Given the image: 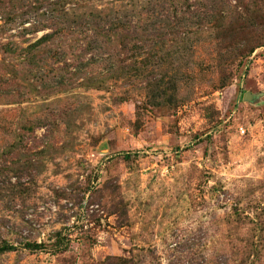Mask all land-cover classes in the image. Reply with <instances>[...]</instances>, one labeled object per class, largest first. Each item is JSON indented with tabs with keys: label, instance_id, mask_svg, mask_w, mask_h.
Returning a JSON list of instances; mask_svg holds the SVG:
<instances>
[{
	"label": "rangeland",
	"instance_id": "1",
	"mask_svg": "<svg viewBox=\"0 0 264 264\" xmlns=\"http://www.w3.org/2000/svg\"><path fill=\"white\" fill-rule=\"evenodd\" d=\"M175 1L0 0V264H264V47ZM94 15L153 37L84 55Z\"/></svg>",
	"mask_w": 264,
	"mask_h": 264
},
{
	"label": "trees",
	"instance_id": "2",
	"mask_svg": "<svg viewBox=\"0 0 264 264\" xmlns=\"http://www.w3.org/2000/svg\"><path fill=\"white\" fill-rule=\"evenodd\" d=\"M180 0H177L173 3L177 4ZM181 3H190L195 0H181ZM203 1L205 4V10L200 12V17L193 22L192 24L194 29V33L198 35H205L204 29L207 24L212 26L214 30H216L219 34L223 36H227L229 40L224 42H229L230 40L238 41L242 43H246L245 47V55L249 57L252 55L257 49L264 47V0H238L237 7H241L243 9V15L238 13L235 8V14L230 18L228 16H221L216 14V5L222 2L223 0H199ZM201 4V3H199ZM95 16V15H94ZM98 16L93 17L91 20L93 24L92 29V37L94 36V40L89 44L87 50H84V55H87L88 49H93V47H101L102 50L106 49L107 45H111L114 49L119 47L120 51L125 52L126 55H130L131 58L134 57L135 50L143 49L147 46L148 42L151 41L152 35V27L146 26L145 29L138 31L136 26H132V23L127 25L125 22L121 24V22L110 23L109 25L104 23L102 24L96 18ZM214 21V22H213ZM61 25H59L55 31L52 33H48L43 35L39 40L30 44L27 48L28 53L32 54V51L41 48V52L45 53L46 49L49 48L50 45H54V42L62 37L61 33ZM204 32V34H203ZM179 32H177L178 34ZM208 33V32H206ZM172 34V32H171ZM191 32H184L182 38L177 36L170 37V43H174L175 41H179L178 45H185L190 42V39L187 38ZM175 35V34H174ZM65 40V38H63ZM119 44V45H118ZM227 46V45H226ZM228 47V46H227ZM230 47V46H229ZM51 51V50H50ZM120 51L118 53V57L120 55ZM32 61L27 60L30 67H34L35 61L37 57L32 55ZM150 55L146 54V59L142 60L141 63H138V60L134 59L133 62L128 63V59H120L118 58V62L116 64L118 71L132 72L134 68H137V64L140 65V69L148 68L150 62ZM45 61V59H44ZM99 82V81H98ZM87 88H94V84L92 81L87 80L85 82ZM27 248L31 250L42 249L43 245H26ZM250 248V247H249ZM9 247H6L3 250H9Z\"/></svg>",
	"mask_w": 264,
	"mask_h": 264
}]
</instances>
